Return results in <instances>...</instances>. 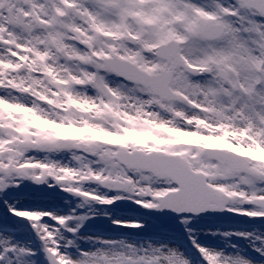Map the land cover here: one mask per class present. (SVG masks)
<instances>
[{
  "label": "snow or ice",
  "instance_id": "6c2138e0",
  "mask_svg": "<svg viewBox=\"0 0 264 264\" xmlns=\"http://www.w3.org/2000/svg\"><path fill=\"white\" fill-rule=\"evenodd\" d=\"M0 264H264V0H0Z\"/></svg>",
  "mask_w": 264,
  "mask_h": 264
},
{
  "label": "rangeland",
  "instance_id": "374dc122",
  "mask_svg": "<svg viewBox=\"0 0 264 264\" xmlns=\"http://www.w3.org/2000/svg\"><path fill=\"white\" fill-rule=\"evenodd\" d=\"M100 223H102V222H100Z\"/></svg>",
  "mask_w": 264,
  "mask_h": 264
}]
</instances>
